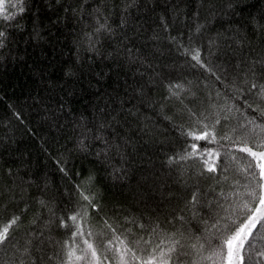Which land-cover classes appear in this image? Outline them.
<instances>
[{
	"label": "trees",
	"instance_id": "trees-1",
	"mask_svg": "<svg viewBox=\"0 0 264 264\" xmlns=\"http://www.w3.org/2000/svg\"><path fill=\"white\" fill-rule=\"evenodd\" d=\"M0 31V226L20 217L0 264H66L84 240L97 264H118L108 241L146 258L173 235L189 253L180 264H216L202 259L221 243L212 225L259 172L240 148L264 151L251 87L264 85V0H3ZM205 125L216 141L186 135ZM193 143L216 172L187 157ZM195 237L202 253L187 247ZM253 244L264 250V229Z\"/></svg>",
	"mask_w": 264,
	"mask_h": 264
},
{
	"label": "snow or ice",
	"instance_id": "snow-or-ice-1",
	"mask_svg": "<svg viewBox=\"0 0 264 264\" xmlns=\"http://www.w3.org/2000/svg\"><path fill=\"white\" fill-rule=\"evenodd\" d=\"M2 3L3 0H0V5H2ZM24 10L23 7L19 8L20 12ZM5 19H9V17H5ZM102 29L107 30V25L100 24L97 31ZM4 36L5 33L0 31V45H2V38ZM192 59L201 64V67H205V65L201 63V56L198 50L196 54L193 55ZM208 70L211 71V69ZM170 87L180 88L181 86L172 85ZM251 87L257 89L258 95L261 97V100L264 101V85L258 87L256 84H252ZM258 110L264 115V109ZM216 123L219 124L220 121L217 120ZM249 123H251V121H249ZM204 127L205 130L199 134H197L196 131H189L186 135L191 136L194 141L209 140L210 136L212 141H216V135L207 130V125ZM240 127L243 128L244 125L241 124ZM221 139H229V137L224 136L221 137ZM257 147L264 148V139L260 140ZM191 148L192 151L187 153L188 158L199 155L201 159H203L204 155H207L209 159L203 160L206 170L209 173L216 172V164L210 162V159L214 155L212 150H208L206 153H199L196 143H193ZM240 151L247 153L256 161L255 168L259 169V172L258 175L255 172L252 173V179L256 181V185L255 187H251L247 192V197H250V199H240V196L237 195L239 203H233L231 205V214L228 216L227 222L221 225L218 219L216 223L212 225V228L216 229L221 243L218 250H213L207 257L202 256V259H214L216 264H250L253 250L255 256L260 258L256 261V264L264 262V250H255V245L253 244L256 234L260 232L261 229H264V182H261L264 181V151L253 150L252 147L248 146L247 142H244V146L240 148ZM215 155H219V153H215ZM181 158L183 159L184 157ZM252 168L253 165L249 163L245 171ZM81 196L83 200L92 203L89 195L81 192ZM191 203L193 205L198 203L196 194H193ZM93 206L95 205L93 204ZM77 218V215L68 217V219L73 222H76ZM180 219L182 220L183 217H180ZM19 220V216H14L9 219L6 224L0 226V245H8L11 243L13 235L12 230ZM61 226L65 228L70 227L67 223H62ZM77 235H83L79 225L77 226V231L72 233L73 237ZM89 235H91V233H89ZM83 243L87 246L86 249H81V251L85 252L84 255H77L75 248H68V260L66 264H74V261H84L85 264H97L100 257L98 256L96 247L92 243H89L88 240H84ZM144 243L147 244L149 242L145 241ZM164 244H168V246L166 248L162 247ZM119 245H123V247L121 248L117 245H113L112 241H108V247L106 249L107 252H115V259L118 261V264H128L127 257L129 255H131L134 261H138L139 264H180L181 260L189 255L185 250V243L175 239L174 235L169 241L161 240L151 252L147 253L146 258L142 255H138L137 251L130 247L129 243H126L124 239H119ZM11 246L13 248L16 247L15 244ZM187 247L197 253H202L205 249V243L202 242L199 237H195L187 244ZM246 248L249 250L248 256L244 254ZM27 251L28 249L25 248L24 252L27 253ZM88 253H90V260ZM103 259L109 261V264H113V257L105 255ZM19 264H24V262L20 261ZM190 264H198V262L193 260Z\"/></svg>",
	"mask_w": 264,
	"mask_h": 264
},
{
	"label": "rangeland",
	"instance_id": "rangeland-1",
	"mask_svg": "<svg viewBox=\"0 0 264 264\" xmlns=\"http://www.w3.org/2000/svg\"><path fill=\"white\" fill-rule=\"evenodd\" d=\"M264 182V181H263Z\"/></svg>",
	"mask_w": 264,
	"mask_h": 264
}]
</instances>
